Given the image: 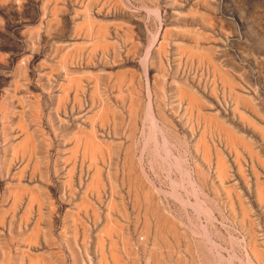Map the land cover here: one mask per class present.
Here are the masks:
<instances>
[{"label":"rangeland","instance_id":"rangeland-1","mask_svg":"<svg viewBox=\"0 0 264 264\" xmlns=\"http://www.w3.org/2000/svg\"><path fill=\"white\" fill-rule=\"evenodd\" d=\"M108 1L101 0L93 7L91 0H67L70 13L61 15L65 18L60 25H64L61 32L73 27L74 17L82 18L86 6L92 5L89 12L94 18L114 17V11L108 10ZM45 2L46 7L49 6V2ZM116 2L124 13L143 18L142 32L136 26L134 29L142 34L144 51L132 62H124L123 66L134 69V76L131 81L120 80L119 88L108 73L109 67L102 64L100 90L91 95L89 88L93 79L85 80L81 130L89 132L93 126L95 139L102 141L105 149L100 168L110 186L109 189L108 184L103 185L100 200L124 201L135 211L138 208L134 207L140 202L145 206V195H149L146 203L150 214L146 220L154 222L150 221L148 231L144 230L147 222L143 218L133 219L123 226L132 235L133 249L139 247L147 254L155 249V253L157 250L164 256L166 264H264V0ZM15 17L13 4L0 0V210H6V214L0 215L6 220L15 192L20 194L17 216L29 197L35 199L34 194L46 197L44 189L36 187L41 180L42 187L45 186L44 179L39 178L42 173L45 177L44 161L36 160V164L42 162L41 169L30 168L39 176L35 172L15 178L20 179V191L7 185L20 167L27 168L29 163L33 167L32 154L36 150H50L48 141L52 128L46 107L50 96L37 93L52 87L53 81L46 78V72H51L53 67L65 71L67 67L65 62H44L46 56L52 54L48 40H37L33 33L30 40L34 46L30 48L14 40L13 36L18 35L21 28L12 23ZM56 26L54 22L53 29ZM60 37L65 43L75 42L63 32ZM30 55L31 61H25ZM205 55L210 56V60ZM214 67L226 74L230 83L223 81ZM81 69L93 68L84 64ZM126 82L133 87L122 89ZM229 85L232 88L229 89ZM180 87L186 90L183 92L193 93L199 103H191ZM238 97L245 99V103L237 102ZM97 110L105 111L106 117H102L106 120L99 117ZM209 117L236 133L251 146L250 150L241 143L233 144L215 124L212 123V127ZM118 141L126 143L120 148L115 143ZM127 152L130 158L133 154V166ZM218 156H222L219 158H223L226 165L224 177L218 174ZM84 162L87 163V159ZM133 177L140 180L135 187ZM84 181L87 182L86 175ZM55 184L56 189L60 188L56 179ZM135 193L140 201L134 200ZM154 207L171 223L165 231L169 247L157 236L159 228H155L160 224L156 213L152 216L154 212L150 211ZM8 227L7 224L0 226V264L48 263L42 255L45 247L34 248V255L21 250L12 253ZM252 249L257 251L252 253ZM152 251L149 262L136 256L134 264H152Z\"/></svg>","mask_w":264,"mask_h":264},{"label":"crops","instance_id":"crops-1","mask_svg":"<svg viewBox=\"0 0 264 264\" xmlns=\"http://www.w3.org/2000/svg\"><path fill=\"white\" fill-rule=\"evenodd\" d=\"M3 1L4 4H13L17 17L14 18L12 23L21 27L18 35L16 33L13 36L14 40L20 42L23 47H33L34 45L31 43L30 36L34 33L36 34L37 40L43 38L51 42L50 47L52 49V54L46 56L44 62L52 64H62L65 62L67 64L65 71L57 70L53 67L51 72H46V78L53 81L52 87L37 93L40 96L46 94L50 96V103H47L46 106L50 113L48 122L52 128L51 138L48 141L50 150L47 152L36 150L34 155L32 154L35 159L37 158L36 160L44 161L45 177L43 178V173L39 176L37 171H35V173L31 171L33 169H30H41L43 166L42 162H39V165L34 163L33 167H31L32 165L29 163L27 168L23 166V168L20 167L18 171L14 172L11 178L13 181L7 185V187L14 186V188L21 190V186H19L20 179L16 180L15 178H19L21 174L26 175L30 173L32 175L35 173L40 179H44L43 183H45V186L42 187L41 180L36 187L38 190L44 189L42 192L46 195L45 198L36 195L37 198L33 200L29 197L22 213L17 216L16 209L19 207V200H17V197L19 198L20 195L18 193V196L14 195L8 205L7 211L10 213L9 219L6 220L7 218L5 219V216H2V218L0 215V226H4V224L9 226L8 235L12 240V244L9 247L12 253H17L18 250H21L24 253L29 252V254L32 253V255H34L32 252L34 248L45 247V251L42 255L49 264H118L117 262H119V264H134L137 261L136 256L139 260L144 257L145 261L149 262L147 253H142L139 247L133 249L131 241L132 235L129 231H126L123 226L132 222L133 219L138 221L142 218H145L144 220L146 222L151 221L152 223V219L150 221L146 220L149 213L147 210V208H149L147 206L148 204L145 202V206L139 205L141 208L138 206L135 207L145 210L141 212L138 210L134 211L133 206L127 207L122 201L110 198L105 201L100 200L98 193H101L103 185H107L108 183L102 177V173H100L102 184L99 186H92L91 182L94 174H96L95 172H101V170L97 168V166L100 168L101 154L99 151H93L94 154L89 155V153H92L89 151V144H87L90 140L88 138L87 140L86 135L81 132L80 124L84 119L85 80L88 79V77H92L93 79V83L89 88L91 95H94L95 91L97 92L100 90L101 64L109 67L110 71L108 73L112 80L115 81L118 88L119 85H121L119 80L126 79L130 81L134 76V69L132 67L123 66V64L124 62H132L134 58L143 55L144 45L142 34H140L144 24L143 18L129 15L119 10L116 0L107 2L110 6L108 10L114 11H112L114 17L108 20L92 17L89 12L92 5L90 7L86 6V12L83 14L82 18L76 20V17H74L73 27L70 30L62 31L63 35H68V39L75 40L73 43H65L64 39L60 37L62 34L61 28L64 27V25H60L61 22L63 23L65 20L64 16L61 18V15L70 13L67 0H47L49 2V6L47 5V7L45 0ZM91 1L93 2V7H95L101 0ZM111 6H113V8H111ZM76 11V9L73 10L74 14ZM26 12H28V14ZM54 13L56 15H54ZM89 18L92 20V27L87 25ZM54 22L57 25L55 29H53ZM86 26L88 29H86ZM135 26L138 27L140 31L134 29ZM30 58H32L31 55L28 57L26 56L25 61L30 62ZM84 64L92 65L93 69H81ZM78 74L80 76H78ZM73 75L75 77H73ZM129 87H133V85L130 84L129 86L128 82L122 85V89H127ZM62 129H65V131ZM66 129H69L70 132ZM81 133L83 135H81ZM77 136L79 140L76 139ZM83 141H85V147L83 146ZM96 141L99 140L95 139L94 143ZM74 142L77 144L76 146H78V148L73 145L75 144ZM96 143H98V145L100 144V142ZM115 143L122 148L123 144L126 142L118 141ZM128 143L129 142H127V144ZM85 148H88V150H85ZM85 159H87V163L84 162ZM27 169L29 171H27ZM95 169H98V171ZM85 175L87 176V182L84 181ZM55 179L59 182L60 188L56 189ZM88 183L89 189L87 186ZM29 200L33 201V203ZM37 201L40 203H37ZM111 201L115 204L111 203ZM92 205H94V207H92ZM26 207L29 208L27 209ZM2 212L6 213L5 208H3V211L0 210V214ZM25 212H29L28 216ZM109 215L112 219L108 217ZM108 218H110L111 221L108 222L107 220H110ZM114 219L115 221H113ZM107 222L109 223V226H106L107 228L111 227L110 225L113 224V222L115 226L113 229L108 228L107 230H110L107 235H110L109 237L111 239L106 235L108 232L105 231L107 229L105 225H108ZM110 222L112 223L110 224ZM102 229H104V231ZM83 232L86 235H84ZM98 234L102 236L103 239H100ZM110 240H113V243L110 242ZM127 242L128 246H126ZM100 244L103 246H100ZM100 249H102V251ZM156 254L157 251L154 255L157 258L162 257L160 253ZM111 257L114 260H112ZM162 258L160 259L166 264L165 258Z\"/></svg>","mask_w":264,"mask_h":264},{"label":"bare ground","instance_id":"bare-ground-1","mask_svg":"<svg viewBox=\"0 0 264 264\" xmlns=\"http://www.w3.org/2000/svg\"><path fill=\"white\" fill-rule=\"evenodd\" d=\"M56 8H57V7H56ZM56 8H55V9H56ZM83 9H84V8H83ZM56 10H58V9H56ZM90 11H91V10H90ZM86 19H87V18H86ZM86 19H84V20H86ZM84 23H85V22H84ZM87 25H89V27H92V20H91L90 18H89L88 21H87ZM103 27H104V26H103ZM86 29H88L87 26H86ZM101 29H102V28H101ZM90 30H91V28H90ZM98 30H99V29H98ZM88 32H89V31H88ZM100 33H101V31H100ZM154 40H155V39H154ZM154 42H155V41H154ZM154 42H153V43H154ZM157 42H158V41H157ZM80 44H81V43H80ZM82 45H83V44H82ZM153 45H154V44H153ZM96 46H97V45H96ZM150 47H151V46H150ZM149 51H151V49L148 50L147 52L149 53ZM148 53H147V54H148ZM200 56L203 57V55H200ZM205 57H206L207 59L209 58V60H210V56H206V55H205ZM206 58H205V59H206ZM207 61H208V60H207ZM209 63H210V62H209ZM214 69H215V67H214ZM227 69H228V68H227ZM215 70H216V69H215ZM216 71L220 74V76L222 77L223 81H225L226 83H230V80H229V78L227 77L226 74H222L218 69H217ZM132 72H133V71H132ZM132 72H131V73H132ZM67 75H68V73H67ZM69 75H71V74H69ZM78 76H80V75L78 74ZM68 77H69V76H68ZM73 77H75V76L73 75ZM76 78H77V77H76ZM77 79H78V78H77ZM147 79H148V78H147ZM75 80H76V79H75ZM119 81H120V80H119ZM130 81H131V79H130ZM72 82H73V81H72ZM74 82H75V81H74ZM76 82H78V81H76ZM129 83H130V82H129ZM147 83H148V82H147ZM65 85H66V84H65ZM147 85H148V84H147ZM78 87H79V86H78ZM180 88H181V87H180ZM230 88H232V86L230 87V85H229V89H230ZM181 89H182V92H183V90H185V89H183V88H181ZM94 90H95V89H94ZM96 90H97V89H96ZM232 90H233V89H232ZM180 91H181V90H180ZM185 91H186V90H185ZM185 91H184L183 93L186 94V95L188 96V98H189V100L191 101V103H193V104H197L198 101H197L196 98L192 95L193 93L190 94V93H186ZM95 92H96V91H95ZM188 92H189V91H188ZM233 92H234V91H233ZM236 93H237V92H236ZM151 94H152V93H151ZM75 95H76V94H75ZM237 95H238V93H237ZM131 96H132V95H131ZM150 96H151V95H149L148 97H150ZM239 96H240V95H239ZM117 97H119V94H118ZM148 97H147V98H148ZM181 97H182V96H181ZM235 100H236V99H235ZM244 100H245V99H242L241 97H240V98L238 97L237 102H239V103L244 102V103H245ZM148 102H149V100H148ZM246 102H247V101H246ZM198 103H199V102H198ZM146 104H147V103H146ZM149 104H150V103H149ZM135 105H136V104H135ZM140 105H141V104H140ZM189 105H191V104H189ZM150 106H151V105H150ZM105 107H106V106H105ZM131 107H132V106H131ZM134 107H135V106H134ZM190 107H191V106H190ZM196 107H197V106H196ZM102 109H103V108H102ZM104 109H105V108H104ZM104 109H103V110H104ZM107 109H108V108H107ZM146 109H147V108H146ZM99 110H100V108H99ZM99 110H97V111H99ZM103 110L98 112V115H100L99 117H102V116H105V117H106V115H105L106 113H105V111H103ZM97 111H96V112H97ZM151 111H152V108H151ZM140 112H141V111H140ZM148 113H150V112H148ZM207 115H208V114H207ZM96 116H97V114H96ZM150 116H151V115H150ZM154 116H155V115H154ZM162 116H163V115H162ZM169 116H170V115H169ZM213 116H214V115H213ZM107 117H108V116H107ZM235 117H236V116H235ZM21 118H22V117H21ZM21 118H20V120H22ZM91 118H93V117H90V119H91ZM97 118H98V117H97ZM102 118H104V117H102ZM148 118H149V117H148ZM152 118H153V113H152ZM212 118H213V117H211V118L209 117V118H208V119L210 120V123H211V124H212V123L215 124V125H216V128L219 130V132H220L221 134H223L225 137H227L231 142H233V144H234V142L241 143V144H243V145L246 146L245 148H247L248 150H250L251 146L248 145L243 139H241L240 137H238V136L236 135V133H234L232 130H230L229 128H227V127H226L225 125H223L221 122H217V119L215 120V118H214V119H212ZM94 119H95V118H94ZM104 119L106 120V118H104ZM149 119H150V118H149ZM154 119H155V118H154ZM100 120H101V118H100ZM101 121H103V120H101ZM148 122H149V121H148ZM154 122H155V120H154ZM208 122H209V121H208ZM113 123H114V122H113ZM155 123L157 124V121H156ZM205 123H206V122H205ZM18 124H20V123H18ZM150 124H151V123H150ZM156 124H155V125H156ZM213 124H212V127H213ZM21 126H22V125H21ZM157 126H159V125H157ZM157 126H156V127H157ZM254 126H255V125H254ZM92 128H93V126H91V128H90V130H89L90 134H88L89 132H87V131H86L87 134L84 133V134L86 135V139L88 138V139L90 140V142L87 143V144H89V151L92 152V153H91V154L89 153V155L94 154L93 151H99L100 154H102V151H104L105 147H102V144H101L102 141H101V143H100L99 145H98V143H96V142H100V141H96V142L94 143L95 139H94V134H93V129H92ZM135 128H136V127H135ZM157 128H158V127H157ZM159 128H160V127H159ZM26 129H27V128H26ZM257 129H259V128H257ZM94 130H95V129H94ZM132 130H133V129H132ZM83 131H85V130H83ZM25 132H26V131H25ZM81 132H82V130H81ZM133 132H135V131L133 130ZM158 132H159V131H158ZM160 132H161V131H160ZM216 132H217V131H216ZM262 132H263V131H262ZM26 133H27V132H26ZM26 133H25V134H26ZM82 133H83V132H82ZM82 133H81V135H83ZM94 133H95V132H94ZM25 134H24V135H25ZM28 134H29V133H28ZM76 134H77V133H76ZM87 135H88V137H87ZM133 135H134V134H133ZM219 135H220V134H219ZM79 136H80V135H79ZM133 137H134V136H132V138H133ZM200 137H201V136H200ZM204 137H205V135H204ZM204 137H203V138H204ZM222 137H223V136H222ZM70 138H71V137H70ZM31 139H32V138H31ZM76 139L79 140V139H78V136H77ZM86 139H85V141L87 142L88 139H87V140H86ZM92 139H94V140H92ZM200 139H201V138H200ZM23 140H24V139H23ZM85 141H83V142H84V143H83V144H84V145H83L84 147H85ZM197 141H198V139H197ZM31 142H32V140H31ZM132 142H133V141H132ZM202 142H203V139H202ZM227 142H228V141H227ZM32 143H33V142H32ZM74 143H75V142H74ZM77 143H78V141H77ZM80 143H81V142H80ZM103 143H105V142L103 141ZM130 143H131V142H130ZM17 144H18V143H17ZM25 144H26V143H25ZM105 144H107V143H105ZM108 144H109V143H108ZM196 144H198V143H196ZM203 144L205 145V143H203ZM203 144H202V145H203ZM230 144H231V143H230ZM233 144H231V145H232L233 147H235ZM73 145H75V147L78 148V146H76V145H77L76 143L73 144ZM129 145H130V144H129ZM109 146H110V144H109ZM75 147H74V148H75ZM203 147H204V146H203ZM206 147H207V146H206ZM14 149H16V147H15ZM82 149H83V148H82ZM86 149L88 150V148H85V150H86ZM202 149L204 150V148H202ZM69 150H70V149H69ZM73 150H74V149H73ZM85 150H84V151H85ZM127 150H128V149H127ZM215 150H216V149H215ZM234 150H235V148H234ZM236 150H237V148H236ZM128 151H129V150H128ZM221 151H222V150H221ZM13 152H14V150H13ZM71 152H72V149H71ZM87 152H88V151H87ZM123 152H124V151H123ZM130 152H131V151H130ZM208 152H209V150H208ZM215 152H216V151H215ZM218 152H219V151H218ZM251 152H252V149H251ZM253 152H255V151H253ZM253 152H252V153H253ZM15 153H16V151H15ZM128 153H129V152H127V155H128ZM205 153H206V152H205ZM252 153H250V154H252ZM70 154H71V153H70ZM131 155H132V157H133V154H132V153H131ZM235 155H236V154H235ZM15 156H16V155H15ZM21 156H22V155H21ZM28 156H29V155H28ZM94 156H96V155H94ZM69 157H70V156H69ZM132 157H131V158H132ZM219 157H220V156H218V161H217V167H218V171H219L218 174H219V173H220V174L222 173V174H221V176H222L223 174H225L226 165L224 164V161L222 160L223 158L220 159L222 156H221L220 158H219ZM236 157H237V156H236ZM15 158H16V157H15ZM82 158H83V157H82ZM89 158H92V157H89ZM125 158H126V157H125ZM127 158H128V161L130 160V165L133 166V160L130 158V154L128 155ZM28 159H29V158H28ZM36 159H37V158H36ZM36 159H35V160H36ZM75 159H76V157H75ZM94 159H95V158H94ZM101 159H102V157H101ZM35 160H34V161H35ZM27 161H28V160H27ZM91 161H92V160H91ZM102 162H103V161H102ZM35 163H37V162L35 161ZM94 163H95V161H94ZM74 164H75V163H74ZM95 166H97V165H95ZM262 166H263V165H262ZM71 167H73V166H71ZM90 167H91V166H90ZM103 167H104V166H103ZM139 167H140V166H139ZM22 168H23V167H22ZM97 168H98L99 170H101V168H99L98 166H97ZM122 168H123V167H122ZM72 169H73V168H72ZM98 169H95V170L98 171ZM128 169H130L129 166H128ZM131 170H132V169H131ZM198 170H199V169H198ZM93 172H94V171H93ZM127 172H128V171H127ZM127 172H126V173H127ZM136 172H139V171H136ZM198 172H199V171H198ZM254 172H256V170H255ZM95 173H96V174H94L93 179L91 178V179H92L91 184H92V186H93V185H94V186H96V185L99 186L100 184H102V182H101L102 179H101V175H100L101 172L99 171V172H95ZM128 173H129V172H128ZM128 173H127V174H128ZM140 173H141V172H140ZM199 173H200V172H199ZM145 174H146V173H145ZM256 174H257V173H256ZM199 175H200V174H199ZM212 175H213V174H212ZM17 176H18V175H17ZM92 176H93V174H92ZM221 176H220V180H222V179H221ZM256 176H257V175H256ZM135 177H136V176H135ZM135 177H133V180H134V181H133V185H134L133 187H135L136 185H139V184H140V183H138V180H139V179L136 178V180H135ZM202 177H203V176H202ZM223 177H224V175H223ZM225 177H226V176H225ZM118 178H119V177H118ZM256 178H257V177H256ZM189 179H190V178H189ZM201 179H202V178H201ZM90 181H91V180H90ZM117 181H118V180H117ZM122 181H123V180H122ZM128 181H129V179H128ZM257 181H259V180H257ZM139 182H140V180H139ZM121 183H122V182H121ZM142 183H144V182H142ZM257 183H258V182H257ZM189 184H190V183H189ZM262 184H263V183H262ZM262 184H261V185H262ZM111 185H112V184H111ZM263 185H264V184H263ZM263 185H262V187H263ZM87 186H88V189H89V183H88ZM222 186H223V185H222ZM224 186H225V185H224ZM226 186H227V185H226ZM226 186H225V187H226ZM230 186H231V185H230ZM138 187H139V186H138ZM259 187H261V186H259ZM262 187H261V188H262ZM95 188H96V187H95ZM144 188H145V187H144ZM223 188H224V187H223ZM93 189H94V188H93ZM97 189H98V188H97ZM138 189H139V188H138ZM201 189H202V188H201ZM226 189H227V188H226ZM229 189H231V188H229ZM229 189H228V190H229ZM233 189H234V188H233ZM112 190H113V189H112ZM133 190H134V189H133ZM150 190H151V189H150ZM202 190H203V189H202ZM224 190H225V188H224ZM258 190H259V189H258ZM258 190H257V191H258ZM19 191H20V190H19ZM86 191H87V190H86ZM134 191H135V190H134ZM143 191H144V190H143ZM96 192H98V191H96ZM113 192H114V191H113ZM128 192H129V191H128ZM141 192H142V191H141ZM17 193H18V192H17ZM17 193L15 192V196H18ZM84 193H85V192H84ZM142 193H143V192H142ZM146 193H147V191H146ZM229 193H230V192H229ZM258 193H261V192H258ZM98 194H99V193H98ZM36 195H37V194H36ZM36 195L34 194L33 196L36 197ZM99 195H100V194H99ZM136 195H137V196H136ZM19 196H20V195H19ZM30 196H31V195H30ZM133 196H134V195H133ZM135 196H136V198L134 197V200L136 199L137 201H140V200H139V199H140V198H139L140 196L138 197V194H136V193H135ZM259 196H260V195H259ZM262 196H263V195H262ZM38 197H39V196H38ZM84 197H85V196H84ZM125 197H126V196H125ZM36 198H37V197H36ZM123 198H124V197H123ZM39 199H40V198H39ZM115 199H116V198H115ZM143 199H144V198H143ZM145 199H146V201H149V195L146 194V195H145ZM145 199H144V200H145ZM155 199H156V198H155ZM32 200H33V199H32ZM37 200H38V199H37ZM29 201L33 203V201H31V200H29ZM29 201H28V202H29ZM39 201H40V200H39ZM39 201H37V203H38ZM41 201H42V200H41ZM113 201H114V200H113ZM113 201H111V203H114ZM132 201H133V200H132ZM146 201H143V202H146ZM259 201H260V200H259ZM13 202H14V200H13ZM109 202H110V201H109ZM123 202H124V201H123ZM133 202H136V201H133ZM154 202H155V200H154ZM154 202H153V203H154ZM39 203H40V202H39ZM80 203H81V202H80ZM87 203H88V202H87ZM87 203H86V204H87ZM138 203H139V202H138ZM140 203H141V202H140ZM140 203H139V205H140ZM11 204H12V203H11ZM88 204H89V203H88ZM109 204H110V203H109ZM114 204H115V203H114ZM134 204H135V203H134ZM154 204H155V203H154ZM159 204H160V203H159ZM159 204H158V206H159ZM30 205H31V204H30ZM81 205H84V204H81ZM90 205H91V204H90ZM110 205H112V204H110ZM139 205H138V207L141 208V206H139ZM152 205H153V204H152ZM235 205H236V204H235ZM147 206H148V205H147ZM147 206H146V207H147ZM155 206H156V205H155ZM160 206H161V205H160ZM77 207H78V205H77ZM79 207H80V206H79ZM81 207H82V206H81ZM83 207H84V206H83ZM92 207H94V205H92ZM127 207H128V206H127ZM146 207H145V208H146ZM156 207H157V206H156ZM156 207H154V209L151 208L152 210H150L151 212H154L152 216H154V214L156 213V214H155L156 220H157V222H159L158 224H160V226H159V225H156V228H155V229H158V228H159V230H157L158 235H157V234H154V235H157L159 238L162 237V238H163V245H166V246H167V242H165V241H167V240H165V239H166V238H165V235H166V232H165V231H166V227H167V225H168V224H171V223H168L167 218H165V216H163L164 214H163V215L160 214V213H159V210L157 211V210L155 209ZM26 208L28 209L29 207H26ZM134 208H135V207H134ZM94 209H95V208H94ZM138 209H139V208H138ZM138 209H137V210H138ZM147 210H148V208H147ZM196 210H197V209H196ZM242 210H243V209H242ZM39 211H40V210H39ZM94 211H95V210H94ZM96 211H97V210H96ZM110 211H112V210H110ZM144 211H145V210H144ZM246 211H247V210H246ZM198 212H199V211H198ZM198 212H197V213H198ZM28 213H29V212H27V213L25 212V214H27V216H28ZM40 213H41V211H40ZM95 213H96V212H95ZM95 213H94V214H95ZM161 213H162V212H161ZM4 214H6V213H4ZM119 214H120V213H119ZM2 215H3V214H2ZM73 215H74V214H73ZM73 215H72V216H73ZM106 215H107V214H106ZM138 215H139V213H138ZM24 216H25V215H24ZM1 217H2V216H1ZM3 217H4V216H3ZM3 217H2V218H3ZM108 217H110V215H109ZM110 218H111V217H110ZM110 218H108V219H110ZM138 218H139V217H138ZM78 219H80V218H78ZM111 219H112V218H111ZM111 219H110V220H107V221L109 222V221H111ZM144 219H145V218H144ZM2 220H3V219H2ZM74 220H75V219H74ZM137 220H138V219H137ZM168 220H169V219H168ZM170 220H171V218H170ZM76 221H77V220H76ZM113 221H115V219H114ZM1 222H2V221H1ZM36 222H37V221H36ZM77 222H78V221H77ZM108 222H107L108 225H105V227H106V226H109V223H108ZM144 222H145V221H144ZM153 222H154V221H153ZM111 223H112V222H110V224H111ZM116 223H117V222H116ZM237 223H238V222H237ZM250 223H251V222H249V225L252 224V223H251V224H250ZM152 224H153V223H152ZM172 224H173V223H172ZM144 225H145V224H144ZM35 226H37V225H35ZM74 226H75V225H74ZM83 226H84V225H83ZM110 226H111V227H108V228H112V229H113V227H115V226H114V222H113V224H111ZM117 226H118V225H117ZM158 226H159V227H158ZM168 226H169V225H168ZM170 226H171V225H170ZM251 226H252V225H251ZM251 226H250V227H251ZM105 227H103V228H105ZM121 227H122V226H121ZM144 227H145V226H144ZM144 227H143L142 229H144ZM106 228H107V227H106ZM106 228H105V229H106ZM108 228L105 230L106 232H108V233H106V235L109 234V231H110V230L107 231ZM149 228H150V222H147V227H146V229H144V230L148 231ZM171 228H172V227H171ZM175 228H176V227H175ZM35 229H36V228H35ZM35 229H34V230H35ZM74 229H75V228H74ZM169 229H170V228H169ZM169 229H168V231H169ZM36 230H37V229H36ZM36 230H35V232H36ZM83 230H84V229H83ZM102 230L104 231V229H102ZM102 230H101V231H102ZM140 230H141V229H140ZM177 230H178V229H177ZM249 230H250V229H249ZM31 231H32V230H31ZM37 231H38V230H37ZM74 231H75V230H74ZM103 231H102V232H103ZM111 231H113V230H111ZM146 231H144V232H146ZM151 231H152V230H151ZM79 232H80V231H79ZM113 232H114V231H113ZM144 232H143V233H144ZM155 232H156V231H155ZM171 232H174V229H172ZM171 232H170V233H171ZM251 232H252V231H251ZM100 233H101V232H100ZM75 234H76V233H75ZM75 234H74V236H75ZM83 234H84V232H83ZM251 234H252V233H251ZM29 235H30V234H29ZM84 235H86V234H84ZM84 235H83V236H84ZM98 235H99V234H98ZM103 235H104V233H103ZM115 235H116V234H115ZM143 235H144V234H143ZM30 236H31V235H30ZM99 236H100V235H99ZM107 236H108V235H107ZM109 236H110V235H109ZM109 236H108V237H109ZM175 236H176V235H175ZM27 237H28V236H27ZM118 237H119V236H118ZM120 237H121V236H120ZM146 237H147V236H146ZM158 237H157V238H158ZM251 237H252V236H251ZM29 238H30V237H29ZM98 238H99V237H98ZM109 238H110V237H109ZM124 238H125V237H124ZM100 239H103L102 236H100ZM110 239H111V238H110ZM154 239H155V238H154ZM128 240H129V239H128ZM158 240H160V239H158ZM170 240H171V239H170ZM176 240H178V239L176 238ZM251 240H252V238H251ZM28 241H29V240H28ZM36 241H37V240H36ZM101 241H102V240H101ZM103 241H104V240H103ZM112 241H113V240H110V242H112ZM160 241H161V240H160ZM26 242H27V241H26ZM99 242H100V241H99ZM117 242H118V241H117ZM124 242H125V241H124ZM124 242H123V243H124ZM138 242H139V240H138ZM144 242H145V241H144ZM147 242H148V241H147ZM251 242H252V241H251ZM33 243H35V242H33ZM100 243H102V242H100ZM112 243H113V242H112ZM112 243H110V244H112ZM129 243H130V242H129ZM160 243H161V242H160ZM160 243H159V246H160ZM98 244H99V243H98ZM101 245H102V244H100V246H101ZM122 245H123V244H122ZM142 245H143V243H142ZM102 246H103V245H102ZM114 246H115V245H114ZM126 246H128V242L126 243ZM249 246H250V245H249ZM115 247H116V246H115ZM115 247H114V249H115ZM129 247H130V246H129ZM167 247H169V246H167ZM172 247H173V246H172ZM172 247H171V248H172ZM245 247H246V246H245ZM152 248H153V247H152ZM178 248H179V247H178ZM157 249H158V248H157ZM100 250L102 251V249H100ZM121 250H122V249H121ZM146 250H147V249H146ZM153 250H154V252H153L152 250H150V252H149V254H148L149 256H147V257H150V253H151V251H152L153 253H155V249H153ZM164 250H165V249H164ZM167 250H168V249H167ZM177 250L179 251V249H177ZM249 250H250V249H249ZM254 250H255V249H254ZM254 250L252 249L251 252L253 253ZM156 251H157V250H156ZM160 251L162 252V249H161ZM255 251H257V249H256ZM255 251H254V252H255ZM260 251H261V249H260ZM145 252H146V251H145ZM145 252H144V253H145ZM171 252H172V250H171ZM136 253H137V252H136ZM162 253H164V252H162ZM31 254H32V253H31ZM101 254H102V253H101ZM157 254H159V253L157 252ZM157 254H156V255H157ZM245 254H246V253H245ZM248 254H249V253H248ZM111 255H112V254H111ZM162 255H163V254H162ZM169 256H170V255H169ZM104 257H105V256H104ZM131 257H132V256H131ZM151 257H152L151 259L153 260V261H151V262H153L154 264H164V262H163V260H162L163 258H162V259H160L161 257L157 258L155 255H153V256H151ZM163 257H164V256H163ZM40 258H41V256H40ZM42 258H43V257H42ZM42 258H41V259H42ZM111 258H112V257H111ZM117 258H118V257H117ZM133 258H134V256H133ZM156 258H157V259H156ZM182 258H183V257H182ZM34 259H35V257H34ZM103 259H104V258H103ZM37 260H38V259H37ZM112 260H114V259L112 258ZM115 260H116V258H115ZM154 260H155V262H154ZM35 261H36V260H35ZM99 261H100V259H99ZM181 261H182V259H181ZM100 262H101V261H100ZM100 262H99V263H100ZM36 263H38V261H36ZM105 263H106V262H105ZM117 263L119 264V262H117ZM153 263H152V264H153ZM181 263H182V262H181ZM30 264H31V263H30ZM32 264H33V263H32ZM48 264H49V262H48ZM115 264H116V263H115ZM176 264H177V263H176Z\"/></svg>","mask_w":264,"mask_h":264}]
</instances>
